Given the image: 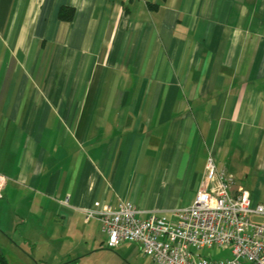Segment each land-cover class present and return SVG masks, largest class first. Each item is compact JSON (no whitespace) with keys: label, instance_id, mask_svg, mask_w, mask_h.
<instances>
[{"label":"crops","instance_id":"0c3cea01","mask_svg":"<svg viewBox=\"0 0 264 264\" xmlns=\"http://www.w3.org/2000/svg\"><path fill=\"white\" fill-rule=\"evenodd\" d=\"M157 2L0 0L9 264H87V209L176 225L209 158L264 205V0Z\"/></svg>","mask_w":264,"mask_h":264},{"label":"built area","instance_id":"2783aa9c","mask_svg":"<svg viewBox=\"0 0 264 264\" xmlns=\"http://www.w3.org/2000/svg\"><path fill=\"white\" fill-rule=\"evenodd\" d=\"M5 182L0 175V199ZM234 183L227 170L209 158L196 198L179 211L176 225L155 216L138 219L131 202L116 209H87L86 221L101 222L110 248L138 243L157 264H264V205H254L247 191L233 194ZM213 246L231 249L232 257L218 261L199 255Z\"/></svg>","mask_w":264,"mask_h":264},{"label":"rangeland","instance_id":"374dc122","mask_svg":"<svg viewBox=\"0 0 264 264\" xmlns=\"http://www.w3.org/2000/svg\"><path fill=\"white\" fill-rule=\"evenodd\" d=\"M234 176L236 182L240 183V178L236 177V175ZM253 220L259 221L260 219L255 218ZM99 237L102 239V242L98 244L97 250L92 255L85 258L88 260L87 264H155L149 257H146L143 251H139V246L136 243L125 242L117 248L112 249L108 246L106 235L101 231H99ZM198 253L207 258L211 256L212 259L218 261L230 259L232 257L231 249L219 246L206 248L200 250ZM38 262H40L39 258Z\"/></svg>","mask_w":264,"mask_h":264},{"label":"trees","instance_id":"16d2710c","mask_svg":"<svg viewBox=\"0 0 264 264\" xmlns=\"http://www.w3.org/2000/svg\"><path fill=\"white\" fill-rule=\"evenodd\" d=\"M166 0H159L156 4L149 3L150 9L158 8L161 2H165ZM74 15V11L69 8H63L60 13L59 17L62 20H71ZM0 264H9L6 258L5 253L0 250Z\"/></svg>","mask_w":264,"mask_h":264}]
</instances>
